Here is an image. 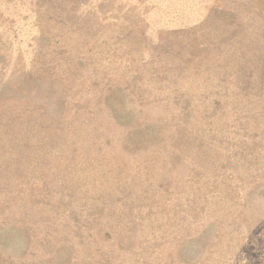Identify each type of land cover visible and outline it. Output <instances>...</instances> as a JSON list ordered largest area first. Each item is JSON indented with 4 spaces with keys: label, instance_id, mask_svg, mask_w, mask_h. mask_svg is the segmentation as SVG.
Here are the masks:
<instances>
[{
    "label": "rangeland",
    "instance_id": "obj_1",
    "mask_svg": "<svg viewBox=\"0 0 264 264\" xmlns=\"http://www.w3.org/2000/svg\"><path fill=\"white\" fill-rule=\"evenodd\" d=\"M0 264H264V0H0Z\"/></svg>",
    "mask_w": 264,
    "mask_h": 264
}]
</instances>
